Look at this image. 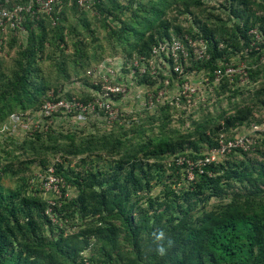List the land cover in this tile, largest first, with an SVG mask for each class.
<instances>
[{
	"label": "trees",
	"instance_id": "trees-1",
	"mask_svg": "<svg viewBox=\"0 0 264 264\" xmlns=\"http://www.w3.org/2000/svg\"><path fill=\"white\" fill-rule=\"evenodd\" d=\"M21 23L24 30L10 26L0 43V129L19 111L29 129L37 118L24 114L41 112L47 100L94 102L87 117L106 120L97 100H109L105 83L120 81L153 90L148 107L157 111L108 119L114 124L103 131L51 124L0 140V264H264V131L248 137L247 150L198 163L223 133L262 123L264 0H57L52 14L25 13ZM189 38L208 56L192 47L178 70L174 58H154L156 46ZM107 60L121 74L114 64L115 73L101 69L99 77ZM230 62L245 63L248 78L237 72L215 84V71ZM193 76L216 96L215 111L208 102L189 113L195 94L181 89ZM176 83V97L159 103V90ZM67 116L77 119L56 114ZM48 174L57 178L50 189ZM160 229L174 241L163 258L146 251Z\"/></svg>",
	"mask_w": 264,
	"mask_h": 264
},
{
	"label": "built area",
	"instance_id": "built-area-1",
	"mask_svg": "<svg viewBox=\"0 0 264 264\" xmlns=\"http://www.w3.org/2000/svg\"><path fill=\"white\" fill-rule=\"evenodd\" d=\"M24 1V0H20ZM17 2L13 8L8 7V3H10V0H0V43L3 42V36L7 29L11 26L12 28L20 27L21 30H24L22 25V20L26 14H29L32 17L38 16L39 13H46V14H52L53 11L56 8L57 0H27L26 3ZM85 0H79L80 4H83ZM193 47V48H192ZM191 48L193 49L194 55L196 54L199 58L206 57L208 55L205 45L202 41H194L192 39H188V44L186 45L185 42H183L181 39H175L171 42H165L160 44L159 46H156L153 49V54L155 57H160V62H165V56L163 54L167 55L168 57L174 58L175 63V69H179L181 65L184 66V64L188 63V59L191 55ZM153 59H151V63H153ZM180 61V64H179ZM178 63V64H177ZM136 64H138L136 62ZM245 69V63L239 62H230L226 66V68H218L215 71V77L213 79V82L215 84H220L223 76H234L235 73L240 72L242 73V80H246L248 77L246 75ZM107 79V78H106ZM108 81V80H107ZM123 85L118 84H110L105 83L103 85V88L107 91L106 95H109V100L107 101H100L97 100V103L99 107H104L108 111L107 107H110L108 104V101H113L111 93L116 95L117 93H122L125 89L122 88ZM127 90V88H126ZM182 95L190 99V97L196 93V87H194L190 83H185L182 85L181 89ZM179 99V98H177ZM151 100V99H150ZM179 103V101L177 102ZM191 104V103H190ZM107 105V106H106ZM149 106H153V102L149 103ZM96 108V104L94 102H83V101H77V100H67V99H60L58 101L53 100H47L44 104L41 112L40 117L31 123V128H35L36 130L41 128L40 124V118L43 117L42 125L45 124V119L50 117L51 115H56L57 113L61 112L64 114H71L74 109L79 111L83 116H86L89 111H94ZM69 112V113H68ZM14 116V115H13ZM120 116V113L115 111L113 107H111V110L108 112V119L109 121H114L115 119H118ZM15 120H18L15 119ZM45 128V126H42V129ZM252 142L247 136H239L233 139H224L221 138L219 141V144L217 146L212 147L210 150L207 151V153L204 155L203 158L199 159L198 163L201 165H207L214 161L219 160L220 158L224 157L226 154L233 151L235 148H243L244 150H247L249 148V144ZM190 165H195L191 161H189ZM52 171V169H51ZM190 176L193 177V174L190 173ZM50 182L46 183V186L50 189L51 184L57 180L55 176L51 175Z\"/></svg>",
	"mask_w": 264,
	"mask_h": 264
},
{
	"label": "rangeland",
	"instance_id": "rangeland-1",
	"mask_svg": "<svg viewBox=\"0 0 264 264\" xmlns=\"http://www.w3.org/2000/svg\"><path fill=\"white\" fill-rule=\"evenodd\" d=\"M221 1L224 0H207V2L211 5L213 4H219ZM177 17L176 12L173 14ZM71 20L74 21V17L71 18ZM110 62L113 64L112 67L110 65ZM114 64H116V71L120 73V69H119V64L118 62L114 61H110L107 60L106 62L102 63L97 70L95 71V73H97V75L99 76V73L101 74L102 72H100L101 69H103L104 71H109V73L113 74L115 73L114 71ZM47 66H46V70H47ZM133 75L130 74L129 78H131ZM100 77V76H99ZM102 77V76H101ZM107 79H109V77H106ZM189 81L190 83H193L194 87H196V93L194 95V103L192 104V106L190 107V111L191 112H195V115H199L201 111L195 110L199 107L200 103H205L207 104L208 102L210 103L209 105L211 106V109L213 111L216 110V108L213 105V103L217 100L216 96L215 97H211V93L209 90H205L203 85L201 84L202 79H198L193 77H189ZM187 82H188V78H187ZM186 82V83H187ZM120 83L123 85L122 88H124L125 90L121 93L122 97L115 99L113 101H108V104L110 105V107L108 108V112L111 110V107H113V109L117 112H119L121 115L120 117H126L127 115H135V118L137 116H139V114H142V117H146L145 113H153L156 112L157 109H155L154 107H148L149 103L151 102V100L147 97V94H150L153 90H147L145 87H143L142 85H139L137 83L136 80H131L129 83L128 88L126 87V83H123L122 81H120ZM181 85H179L178 83L175 84L174 87H169V88H161L159 90L158 93V102L162 103L168 100H172L176 97L178 91L180 90ZM69 88V86H68ZM127 88V90H126ZM71 89L74 92H77V85H71ZM51 93V92H49ZM227 103L228 100L224 99V101L222 102L223 107H227ZM107 106V105H106ZM147 106L148 112H145V108ZM75 111H73L75 113V116L77 119L75 120L72 116H67L66 119H68V121H65L63 119H61V117H56V115H53V117H50L49 120L47 122H45L44 125H42V121H43V117L40 118V124H41V128L42 126H45V128L43 130H48V128L51 126V124L55 125L57 128L63 129V130H68V129H84L86 133H91V132H96V131H103L106 130L108 128H111V126H113L111 122H108L104 119L98 118V117H87L83 116L79 111H77L76 109H74ZM199 111V112H198ZM69 113V112H68ZM22 113L19 112H15L14 114H12L4 123L3 126L0 129V140L3 142L4 139H7V137H13L16 139H20L22 140L23 138L27 137L28 135H32V133L35 132V128H31V126L29 127V129L27 128L29 123H25V124H19L17 119L19 116H21ZM67 114V113H66ZM174 116H175V120L172 123V126L175 127H179L180 122H179V118L181 117V112H173ZM14 115V116H13ZM26 115H29L28 118L30 119L29 122H31L32 117H36L37 119L40 117V112L39 113H32V111L28 110L26 111ZM137 115V116H136ZM256 116L257 118H259L261 120V124L257 125L256 123L251 124L249 127L248 126H243V127H239V128H235L234 130H231L230 132L227 133H223L221 136H223L224 138H228V137H234L237 135H241L242 137L244 135H246L247 137H255L256 135V131L258 130H262L264 131V108H259V110L256 111ZM188 118V117H186ZM28 119V120H29ZM122 119V118H121ZM14 123V124H12ZM19 124V126H18ZM256 126V127H255ZM10 127V132H8L7 130ZM39 129V128H38ZM29 130V131H28ZM249 138V139H250ZM250 141H252L250 139ZM55 161V159H53V157L51 158L50 162L53 163ZM52 167V164L50 165ZM33 169L35 174H37L38 176L41 173V170L38 168V166L33 165ZM52 168H50L51 171ZM44 177V176H42ZM51 175L48 174L47 176V181L50 182ZM3 183L7 184V179H3ZM8 184H12L11 182ZM72 190H69V193H71Z\"/></svg>",
	"mask_w": 264,
	"mask_h": 264
},
{
	"label": "clouds",
	"instance_id": "clouds-1",
	"mask_svg": "<svg viewBox=\"0 0 264 264\" xmlns=\"http://www.w3.org/2000/svg\"><path fill=\"white\" fill-rule=\"evenodd\" d=\"M151 236L152 242L147 245L146 251L148 253H154L161 258L165 257L168 254L169 250L173 247L174 241L167 235V233L163 229L153 232ZM141 239L147 240V237L142 234Z\"/></svg>",
	"mask_w": 264,
	"mask_h": 264
}]
</instances>
